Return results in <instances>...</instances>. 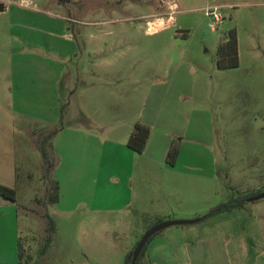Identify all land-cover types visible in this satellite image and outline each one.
Here are the masks:
<instances>
[{
    "label": "rangeland",
    "instance_id": "rangeland-1",
    "mask_svg": "<svg viewBox=\"0 0 264 264\" xmlns=\"http://www.w3.org/2000/svg\"><path fill=\"white\" fill-rule=\"evenodd\" d=\"M214 7L222 21L211 31ZM231 29L239 65L218 69L217 46ZM142 119L182 147L180 169L215 173L224 202L243 196L244 163L264 172V0H0V185L16 200L0 199L31 262L124 263L146 232L139 217L90 207H119L121 142ZM41 149L54 164L48 181ZM53 181L55 205L46 197ZM240 216L185 226L205 238L226 219V244L260 254Z\"/></svg>",
    "mask_w": 264,
    "mask_h": 264
},
{
    "label": "crops",
    "instance_id": "crops-1",
    "mask_svg": "<svg viewBox=\"0 0 264 264\" xmlns=\"http://www.w3.org/2000/svg\"><path fill=\"white\" fill-rule=\"evenodd\" d=\"M153 118L156 119L159 116L153 114ZM138 122L148 126L150 134L140 154L135 153L126 145L137 121L132 124L121 142L126 147L121 144L123 155L118 159L123 170V176L118 178L119 181L117 179L123 192L122 198L117 201L119 207H102L98 204L92 205L90 210L100 212L116 210L119 213L137 216L139 217L138 228L147 231L155 224L166 221L199 219L224 202L219 191V178L215 173L205 174L198 171L200 169H194L198 167L191 165L190 168H193L191 171L185 168L180 169L178 157L174 166L166 163V154L174 139L164 125L159 126L157 121L145 119ZM181 150L182 147L179 155ZM244 165L249 167L247 171L251 182L246 190H242V193H264V172L256 170V165L252 163L246 162ZM238 179H240L239 176H233L231 182L234 184L238 182ZM60 189L59 186V192ZM250 199L242 208L227 213H217L212 215V218L232 213L241 217L240 215L245 213L247 230L252 242L263 248L260 254H250L247 250H244L243 254L240 251V242L234 239L227 245L224 234L219 231L231 233L232 228L226 225V219H218L213 228L217 230L216 233L205 238L197 236V226H170L176 228L166 230L168 232H160L162 238L159 242L155 246L150 245L146 250L144 255L146 262L153 264L154 259L156 261L162 259L167 264H192V262L196 264H246L251 260L254 264H264V198L255 201ZM60 200L59 194L58 203ZM9 205L6 200L0 199V264H18L17 240L20 237L17 228L18 220L12 212V206ZM199 222L201 221L196 223ZM190 225H195V223ZM160 246L165 249L162 250Z\"/></svg>",
    "mask_w": 264,
    "mask_h": 264
},
{
    "label": "trees",
    "instance_id": "trees-1",
    "mask_svg": "<svg viewBox=\"0 0 264 264\" xmlns=\"http://www.w3.org/2000/svg\"><path fill=\"white\" fill-rule=\"evenodd\" d=\"M239 65L238 59V43L237 37L234 29L229 30L225 33L224 39L220 42L217 46V67L218 69H231L236 68ZM150 134V128L146 125H143L139 122L135 123L133 129L128 137L127 140V147L134 151L135 153H142L147 139ZM42 157L44 159V178L49 180L51 176V172L54 168L53 161L48 158L47 152L45 149H41ZM179 154L178 146L172 142L169 150L166 154L165 161L170 166H174ZM52 187L47 186V201L51 205H55L59 201V187L56 181H53ZM259 193H248L241 196L239 199H228V201L219 204L218 206L212 208L206 214L199 218V221H203L207 217L217 214V213H226L230 212L235 209H240L244 206V203L249 199L252 198ZM0 196L8 199L10 201L16 200V192L14 189L0 185ZM49 221L51 223V231H55L53 220L49 217ZM155 235V234H154ZM153 235V236H154ZM152 236V237H153ZM152 237L148 239L145 243L143 249L141 250L140 254L138 255L134 264H140V260L144 257L146 252V248L148 243L151 241ZM133 251V250H132ZM127 255L123 264H131V253ZM17 255H18V264H34L31 262V256L27 254L26 256L23 253V245L21 243L20 237L17 240Z\"/></svg>",
    "mask_w": 264,
    "mask_h": 264
},
{
    "label": "water",
    "instance_id": "water-1",
    "mask_svg": "<svg viewBox=\"0 0 264 264\" xmlns=\"http://www.w3.org/2000/svg\"><path fill=\"white\" fill-rule=\"evenodd\" d=\"M264 198V193L259 194L253 198H251V201H255L258 199ZM199 219H191V220H172V221H166L162 223L155 224L151 228H149L141 237L139 242L136 244L134 247L130 257H131V264H134L138 255L140 254L141 250L143 249L145 243L148 241L150 237H152L154 234L160 232L161 230L168 228L170 226H175V225H190L198 222Z\"/></svg>",
    "mask_w": 264,
    "mask_h": 264
},
{
    "label": "built area",
    "instance_id": "built-area-1",
    "mask_svg": "<svg viewBox=\"0 0 264 264\" xmlns=\"http://www.w3.org/2000/svg\"><path fill=\"white\" fill-rule=\"evenodd\" d=\"M206 15L212 18V23L210 24V28L211 31H215L222 21L221 14L218 13V9L214 7L213 9L206 10Z\"/></svg>",
    "mask_w": 264,
    "mask_h": 264
},
{
    "label": "bare ground",
    "instance_id": "bare-ground-1",
    "mask_svg": "<svg viewBox=\"0 0 264 264\" xmlns=\"http://www.w3.org/2000/svg\"><path fill=\"white\" fill-rule=\"evenodd\" d=\"M158 22H160V26H162V21L161 20H158Z\"/></svg>",
    "mask_w": 264,
    "mask_h": 264
}]
</instances>
